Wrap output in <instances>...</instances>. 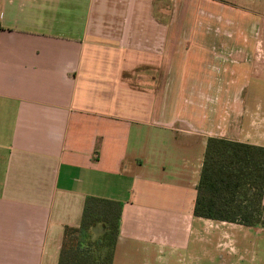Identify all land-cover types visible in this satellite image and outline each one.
Wrapping results in <instances>:
<instances>
[{"label":"crops","instance_id":"obj_1","mask_svg":"<svg viewBox=\"0 0 264 264\" xmlns=\"http://www.w3.org/2000/svg\"><path fill=\"white\" fill-rule=\"evenodd\" d=\"M185 6L0 0V264H57L88 195L121 204L112 264H191L205 243L246 259L225 230L264 229L193 203L207 137L264 146L263 17L201 9L208 21L186 32ZM187 69L199 109L166 114L170 73Z\"/></svg>","mask_w":264,"mask_h":264},{"label":"trees","instance_id":"obj_2","mask_svg":"<svg viewBox=\"0 0 264 264\" xmlns=\"http://www.w3.org/2000/svg\"><path fill=\"white\" fill-rule=\"evenodd\" d=\"M195 188L194 216L264 229V146L207 137ZM120 214L119 201L86 196L79 225L63 228L57 264H112Z\"/></svg>","mask_w":264,"mask_h":264},{"label":"rangeland","instance_id":"obj_3","mask_svg":"<svg viewBox=\"0 0 264 264\" xmlns=\"http://www.w3.org/2000/svg\"><path fill=\"white\" fill-rule=\"evenodd\" d=\"M188 3V6L184 7L186 13V19L190 22L185 26L186 32H195L199 31L200 24H197L199 20L208 21V16L204 15L202 11H208V13L217 14L218 16L226 17H236L239 19L249 18V15L253 17L254 20L260 19L263 17L264 24V0H185ZM166 13L167 5L164 6ZM173 9V8H172ZM207 13V12H206ZM200 15V17H195ZM185 21V19H184ZM264 28V27H263ZM188 61L184 65L190 63V59L193 60L194 57H187ZM194 72L187 71L180 72V77L183 75V79H172L174 77L173 73H170V100L168 104H164L163 108L166 114L177 115L178 113H185L190 111H197L199 108L197 106L198 102L190 101L192 96L187 90H192L194 87L188 81V76L192 75ZM178 75V72L176 73ZM175 78V77H174ZM187 79V80H186ZM251 81H254L251 79ZM251 92H257L256 89L251 88ZM264 98V97H263ZM192 102V103H191ZM264 106V102H263ZM160 105L155 104V115L158 113ZM189 109V111L187 110ZM163 111V112H164ZM220 228L217 229L218 234L212 229L211 232L205 236V240L215 239L220 237L221 231ZM221 230V229H220ZM228 236L225 237V240L231 242L234 247L241 248L242 256L246 259L241 261L239 264H248L247 260L254 256L257 257L253 264H264V230L258 231L253 228L248 227H239L237 225L228 226L225 230ZM193 234L190 238H192ZM204 238V237H203ZM222 239V238H221ZM180 251H182L180 249ZM192 251V249H191ZM229 251L225 248H220L219 252H215L213 245L205 243L202 249L196 251V254L199 253V259H191V264H229V259L225 255ZM198 255V256H199ZM150 259V258H148ZM258 259V263L257 262ZM188 264L189 260L186 259ZM140 263L143 261V257H140L138 260ZM261 261V262H260ZM139 263V264H140ZM152 263V260H151ZM153 264V263H152ZM174 264H179L174 262Z\"/></svg>","mask_w":264,"mask_h":264}]
</instances>
